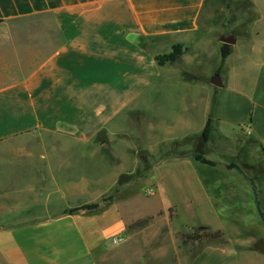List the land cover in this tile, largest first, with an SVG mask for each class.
<instances>
[{"label":"crops","instance_id":"1","mask_svg":"<svg viewBox=\"0 0 264 264\" xmlns=\"http://www.w3.org/2000/svg\"><path fill=\"white\" fill-rule=\"evenodd\" d=\"M204 3L0 0L1 23L47 13L57 28L42 32L50 40L46 51L36 47L44 37L35 35L27 52L0 47V166L6 167L0 175V264H103L112 252L105 242L123 235L125 222L119 208L100 223L88 215L103 208L120 172L109 174L110 183L98 191L103 177L100 170L88 175L87 156L107 147L123 113L142 112L150 140L165 144L156 156L143 150L149 167L185 158L170 152L182 151L185 137L197 141L209 118L223 136L249 135L264 155L262 48L247 65L239 63L251 53L232 46L217 93L183 71L178 63L185 53L176 62L155 59L175 44L184 52L193 48ZM15 139L24 141L10 142ZM224 175L226 181L245 179L239 172ZM208 193L221 218L213 229L225 243L184 251L177 264H264V250L256 245L261 235L245 219L253 195L245 200L234 186ZM193 199L204 204L200 194Z\"/></svg>","mask_w":264,"mask_h":264},{"label":"rangeland","instance_id":"2","mask_svg":"<svg viewBox=\"0 0 264 264\" xmlns=\"http://www.w3.org/2000/svg\"><path fill=\"white\" fill-rule=\"evenodd\" d=\"M200 22L201 28L195 45L182 53H185L184 59H181V55L178 64L186 74L194 75L199 83H207L217 93L219 87L210 83V77L215 72L219 73L222 82L227 77V67L221 65L220 47L223 42L220 41V36L229 33L235 36L236 42L230 44L231 48L237 46L244 53H251L249 58L245 57L239 63L248 65V59L260 55L259 51L264 50V0H205ZM56 29L47 13L36 20L0 22V47H7L14 52H27L32 48L31 37L35 35L44 37L36 39V47L38 50L42 47L46 51L50 40L42 32ZM251 47L255 51L250 52ZM135 115L133 111L121 114L117 118L120 125L115 124V133L111 135L107 147L89 151L87 156L88 175L95 176L100 170L99 175L103 177L102 183L98 184V191L110 183L107 179L111 177H108L109 174L120 172L117 183L109 192H105L101 200L103 208L88 215L94 218L91 223H100L113 217L114 210L119 208L125 222L121 243L111 245L108 241L105 242V248L112 252L104 255L103 264H177L184 251L201 249L209 243H225L223 235L217 239L204 238L186 242H183L181 236L195 230L201 232L202 228L215 231L213 228L221 224V218L216 214L219 207L214 209L208 204L209 191L217 193L228 189V186H234L245 193V200L250 198L249 195L252 198L253 192L248 180L247 182L238 177L226 181L224 174L228 171L232 174L239 172L234 167L229 168L230 164H235L254 178L264 210V155L249 135L236 131L223 136L219 133L218 125L211 119L205 157L214 161V165L194 159L192 151L195 150L196 139L185 137L183 150L178 148L170 152L181 154L185 158H175L149 167L143 159V150H153V155L156 156L160 151L166 150L165 144L157 145L152 142L150 137L153 135L148 129L150 123L144 122L142 112ZM156 133L160 134V131ZM19 141L24 140L15 139L10 142ZM6 153L10 154L8 151ZM5 169L6 167L0 166V175ZM197 194L202 196L204 204L194 203L193 198ZM98 203L89 204L88 208H95ZM245 215L251 228L261 235L256 243L257 247L264 250V224L254 203ZM141 219L147 220L141 226H130ZM233 233L240 237V232Z\"/></svg>","mask_w":264,"mask_h":264},{"label":"trees","instance_id":"3","mask_svg":"<svg viewBox=\"0 0 264 264\" xmlns=\"http://www.w3.org/2000/svg\"><path fill=\"white\" fill-rule=\"evenodd\" d=\"M184 50L185 48L182 45L175 44L172 46V49L169 53L157 55L155 56V59L157 63L159 64H165L167 62H176L180 58ZM230 52H231V45L227 43H222L220 47L221 62L224 61V59L230 54ZM210 125H211V118L207 120L201 134L199 135L196 141V144H195V150L192 152V156L194 157V159L200 162L206 163L208 165H214V161L205 157V154H206L205 144L208 142V139H209ZM228 167L236 168L237 171H239L244 176V178L249 181V184L253 192V197H254V202H255L257 213L261 221L264 224V210L262 208V204L259 199L258 190H257V186H256L254 178L245 174L243 170L239 168L238 166H236L235 164H230L228 165ZM87 207H90V205H88ZM146 220L147 219L137 220L136 222L132 223L130 226L132 225L141 226ZM222 235L223 233L220 230L211 231L207 228H202L201 232L200 230H195L191 232L190 234L182 235L181 238L183 242H186L188 240H200L204 238L217 239V238L222 237Z\"/></svg>","mask_w":264,"mask_h":264},{"label":"water","instance_id":"4","mask_svg":"<svg viewBox=\"0 0 264 264\" xmlns=\"http://www.w3.org/2000/svg\"><path fill=\"white\" fill-rule=\"evenodd\" d=\"M220 41L223 43H227V44H234L236 39L232 33H229V34L220 36ZM210 83L213 84L214 86H217V87H221L223 85V83L221 81V77H220L218 72H215L210 77Z\"/></svg>","mask_w":264,"mask_h":264},{"label":"built area","instance_id":"5","mask_svg":"<svg viewBox=\"0 0 264 264\" xmlns=\"http://www.w3.org/2000/svg\"><path fill=\"white\" fill-rule=\"evenodd\" d=\"M122 240H123V238L120 234H115V235L110 237V242L113 245L120 244Z\"/></svg>","mask_w":264,"mask_h":264}]
</instances>
